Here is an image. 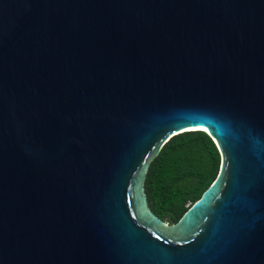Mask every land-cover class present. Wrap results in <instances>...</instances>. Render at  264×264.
<instances>
[{
    "label": "water",
    "instance_id": "95a60500",
    "mask_svg": "<svg viewBox=\"0 0 264 264\" xmlns=\"http://www.w3.org/2000/svg\"><path fill=\"white\" fill-rule=\"evenodd\" d=\"M192 130L220 172L168 224ZM0 264H264V0H0Z\"/></svg>",
    "mask_w": 264,
    "mask_h": 264
},
{
    "label": "trees",
    "instance_id": "16d2710c",
    "mask_svg": "<svg viewBox=\"0 0 264 264\" xmlns=\"http://www.w3.org/2000/svg\"><path fill=\"white\" fill-rule=\"evenodd\" d=\"M221 155L212 138L192 130L172 136L151 160L144 187L150 210L175 224L218 176Z\"/></svg>",
    "mask_w": 264,
    "mask_h": 264
},
{
    "label": "rangeland",
    "instance_id": "374dc122",
    "mask_svg": "<svg viewBox=\"0 0 264 264\" xmlns=\"http://www.w3.org/2000/svg\"><path fill=\"white\" fill-rule=\"evenodd\" d=\"M166 223H168V222H166ZM168 224H170V223H168Z\"/></svg>",
    "mask_w": 264,
    "mask_h": 264
}]
</instances>
